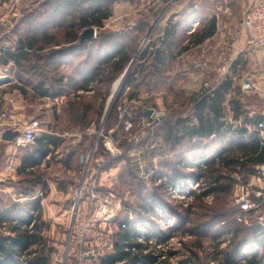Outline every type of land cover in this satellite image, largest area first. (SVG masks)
Segmentation results:
<instances>
[{
    "label": "trees",
    "instance_id": "trees-1",
    "mask_svg": "<svg viewBox=\"0 0 264 264\" xmlns=\"http://www.w3.org/2000/svg\"><path fill=\"white\" fill-rule=\"evenodd\" d=\"M4 1L7 0H0V3ZM115 1L117 0H44L40 4V9L36 10L39 15H46L47 20L45 21H48L49 25L41 30L33 29L34 31H28L27 34L17 37L14 27L11 38L8 36L13 42L14 48H0V66L9 64L14 66L15 70L12 73L15 82L11 83V87L17 90L24 100L42 103L44 99L54 100L69 92H74L72 98H69L64 105L65 113L69 115L70 119L67 126L62 129L63 131L83 133L90 123H94L100 117L108 89L102 90L99 86L103 81L109 83L119 76L130 61L126 44L120 40L112 39L114 34L103 31L101 34L104 39L99 41L88 39L80 42L82 31L88 27H103L104 20L111 15V3ZM160 12L158 9L153 14L156 17ZM196 13L197 10L192 11L182 19H173L172 16L168 19L167 17L168 21L164 24V28L161 26V30L160 28L157 30L160 32L156 35L153 34V38L157 42L159 41L158 47L151 53L153 54V73L159 74L161 68L169 63L171 71L173 62L179 54L187 51L190 47L199 45L215 33L216 19L214 15L206 20L202 17L201 20H198L193 32L185 33L186 29L183 28L188 27L191 21L194 22ZM27 19L22 18L21 21L26 20L25 22L28 23ZM145 24L146 20L140 19L134 24L135 27L137 26L135 29L124 32V35L118 34V36L126 39L127 35L130 34L129 36L133 38L131 34H134L133 36L136 38L137 30ZM56 30H59L60 33L53 32ZM180 33L182 34L180 35ZM95 41L96 44H91ZM80 53H85L83 59L76 60L75 56ZM142 56L149 58V55L146 54ZM42 58L48 63L49 70L47 66L45 67L48 72L40 70ZM133 72L130 71L127 77L125 76L126 85L133 79L131 77ZM23 74L31 76V78L26 79ZM232 80L228 73L208 93L200 95L198 98H192L191 113L182 117H170V120L163 122L162 133L158 131L160 134L158 135L156 132L152 138L155 141L160 139V142L163 139L166 144H170L171 149H203L202 152H193L188 156L183 155L179 158L177 166L184 169L185 162L188 161V166L196 170L193 174L197 179L209 182L207 188L199 192L191 191L192 201L187 203L184 208L189 213L194 205L197 206L199 213L196 217L198 218L189 219L187 217L186 220L181 221L180 217L177 219L176 226L166 227L167 234L164 235L162 231L152 232L151 234L155 236L152 242L151 230H147L148 228L143 225V219L148 214H155L153 211L155 204H159L161 210L165 209L166 205L157 203L156 198L149 197L148 192L142 193L144 186L143 181L140 180L138 184H135L137 191L141 194L138 208L135 209L133 217H129L126 212L123 216L120 215L125 208L118 212L115 217L117 228L112 234L113 243L109 250L100 257V264H165L166 259L163 257L167 255V252L156 249V244H163L176 231H179L181 236L195 237V240L189 245L190 247L185 241L179 240L186 253L185 257L176 264H201L198 251L205 249L202 238L209 235L208 223L210 222L208 220L214 216L225 214V210L216 209L211 216L206 215L204 218V209L207 206L203 204V199L214 194H223L226 197L231 191L233 181L230 174L232 172L241 170L248 173V171H253L254 166L264 164V140L261 139L257 131L248 128V126L253 127L259 118L252 120L244 115L239 100L231 99L229 101L233 104L231 118L234 122L230 123L225 119V95ZM158 87L159 84L154 83L148 90ZM77 90L84 92L78 93ZM89 90L92 92L87 93ZM136 98L137 91H132L126 96L128 101ZM135 113L138 116L145 115V111L142 110H137ZM115 114H117L116 110L113 109V122L106 123V128H114L117 125L115 139H119L122 132L117 124L118 116ZM239 119L242 120V124L236 128V125L233 124ZM137 120H133V122ZM48 128L53 131L51 125H48ZM148 139L147 136L144 141L141 140L133 145L132 140L120 138L118 147L124 151L119 156L109 158L110 165L107 163L106 167H113L121 160L126 163L129 159L127 149H131L132 146L142 148L146 146ZM56 145L55 140L41 134L35 138L32 144L21 147L16 153L20 160L17 167L18 179L8 183L7 186L13 187L21 199L5 202V204L0 201V264H49V254L52 248H46L42 234L48 225L43 220L41 198L34 197V192L39 186L45 195L47 184L41 164L51 153V150L56 148ZM126 171L133 175L130 168L120 172L119 175H124L126 178ZM179 172V175L185 174L183 171ZM115 195L118 194L115 193ZM208 207L211 208V206ZM169 210L168 208L165 211L164 216L171 217V214H175L169 213ZM236 215L233 210V216ZM155 216L158 215L155 214ZM201 217L202 219L198 220ZM234 217L230 218L231 222L235 221ZM189 222L191 227L187 226ZM259 228H254L253 232L255 234L260 232ZM240 229L241 227L234 229V236L227 244L231 245V249L228 251L224 248L219 249L221 240L217 239L218 234L214 233V235L206 237L213 247V250L209 251L206 256L210 257L213 264H264V251L259 254L257 250V246L261 244L257 235L253 239V246H249L250 250L241 252L242 254L250 252V257L245 258L242 263L236 261L241 246L246 242L245 239L239 242L234 241Z\"/></svg>",
    "mask_w": 264,
    "mask_h": 264
},
{
    "label": "rangeland",
    "instance_id": "rangeland-1",
    "mask_svg": "<svg viewBox=\"0 0 264 264\" xmlns=\"http://www.w3.org/2000/svg\"><path fill=\"white\" fill-rule=\"evenodd\" d=\"M43 1L44 0H7L3 3H0V48H14L13 42L9 39L11 38L12 29L14 27L16 31L15 35L17 37L19 35L27 34L28 31L32 32L34 31L33 29L41 30L43 27L49 25L47 23L48 21H45L47 20L45 18L46 15H39L38 10H36L40 7V4ZM175 1H198L202 4H205V7H207L210 3L212 7L211 13H216V16L214 14H210V12L207 11V13H205V15L202 17H205L206 20L211 15L215 16L217 23L216 38L221 37L222 39V41H218L219 43L216 40L209 41L207 42L206 46L194 48L193 53L191 51L189 52L186 61H190V64L187 65L189 68V72L194 73H190L192 75V78L187 77L179 79V77H175L174 75V77L177 78L183 86H185L186 90L183 92V94L178 93V91L172 89L171 82L173 79L170 80V63L162 67L161 72L159 74L153 73V54H151L153 50L158 47L157 45L159 42H157L156 39H154L153 37L154 35H156V33L160 32L157 30L161 27V25L163 26V23L165 24L170 18V5ZM247 1L248 0H172L170 4V0H117L111 3V15L108 19L104 20L103 27H88L93 30L92 36L84 39L80 38V42L88 39H97L96 41H99L100 39H104L102 38L103 35L101 33L103 31H106L107 33L114 34L112 39H116L118 41L120 40L122 43L126 44V48L130 54V61L125 66L122 73L115 79H112L109 83H105L103 81L101 86H99L102 90L107 88L108 91L105 96V103L103 105L101 115L99 118H97L93 125L95 126V128H98L100 126L102 132L104 133L106 130H108L106 128V123L109 124L113 122L112 110H116L117 114L115 115L117 116L119 111L126 110L125 115L130 116L133 123L131 129V136L141 134L140 138L143 141L148 136L149 139L147 140L146 145L151 146L150 149L147 148V146H144L141 149L137 150L127 149V155L129 158L126 162L127 164L125 163V161L121 160L120 162H118L120 163V166L117 163L115 166H113L114 169L110 168L111 166L106 167L107 163H110V160H107L108 162L105 163V171L107 172L106 174L104 173V175L109 176V181H111L112 179H116L115 182L109 185V190H112L114 193H117L118 195H116V199L118 198L119 200H121V208L117 210V212L115 213V217L121 209L123 211V208H125V210L121 212V216L124 215V212L128 213L129 217L134 216V213L136 211L135 209L138 208V204L141 198V194L139 191H137L135 184H138V181L142 180L144 186L142 193L148 192L149 197H155L157 203H165L166 205L165 209L161 210L159 204H155L153 211L158 216H155V214H148L146 215V218L143 219L142 223L148 228L147 230H151L150 234L152 232L158 231H162L164 235L167 234L166 227L176 226L177 219H180V217L181 221L186 220L187 217H189V219L198 218L196 217V215L199 213L197 206L194 205L193 209H191L189 213L186 212L184 208L187 203H190L192 201V196L190 195L191 191L199 192L202 189L207 188L209 182L198 180L196 175L193 174L196 170L188 166V161L185 162L186 167H184V169L179 168L177 166L179 165V158L183 157V155L188 156L189 154H193V152H202L203 149H171L170 144H166L163 139L160 142V139L155 141L152 138L153 134H155L156 132L158 133V135L160 134L158 131L162 133V124L164 121L170 120V117H182L185 116V114L191 113V99L194 95H203L205 91L204 87H206V91H208V88H213V85H215L217 77L223 79L227 76V74L222 71V66L225 67L226 65H231L230 69H234L236 71V73L234 74H229L233 79V90L228 94L227 101L224 103L226 114L225 119L229 121L232 117L231 115L233 114L231 110L233 104L229 102L231 99H238L244 110V115L250 117L252 120L260 118V116L264 113V104L262 100L257 96V94L253 92H246L241 88L246 78L251 77L252 79H256L259 75L258 70L248 71L251 63L245 58L247 56V52L244 51L246 45L245 47H243V40H241V34L243 29L240 21L243 16ZM158 9H160L161 12L155 17L153 13L155 11H158ZM22 18H28V23L25 22L26 20L22 22ZM140 19H145L146 24L142 25L137 30L138 32L136 34V38H134V34H131L133 38L129 36L130 34L126 36V39L124 37L119 38L118 34L124 35V32H130L135 29L137 26L135 27L134 24ZM58 31L59 30L53 32L60 33ZM84 31H82L81 35ZM96 41L91 44H96ZM234 47L238 54H235V56H232L230 58L233 53ZM143 54L149 55V58H147L146 56H142ZM84 55L85 53H80L78 54V56H75V58L76 60L79 58L83 59ZM253 55L256 56L254 61V67L262 66V68H264V52L257 50L253 53ZM72 56H70V58ZM40 62L42 63V67L40 70L48 72L45 68L47 66L48 69L47 61H44L42 58ZM214 62L218 64L219 68V71L217 70L215 77H211V74H206V72L205 74L201 75L195 74L200 71H203V69H207V71H209V67L215 65ZM172 68L171 74L173 73ZM236 69H238V71ZM14 70V66H11V64L7 66H0V73L7 78L9 77L11 83L15 82V78L12 73ZM130 71H134L131 74V77L133 79H131L130 77L131 81L129 82V84L125 85L124 90L118 94V91L121 88L125 76L127 77ZM221 72H223V74H221ZM181 75L184 76L185 74L181 73ZM193 75H195V78L193 77ZM23 77H26V79L31 78V76L25 74H23ZM33 80L34 77L32 78V81ZM204 82L206 84H204ZM154 83L159 84V87L156 88V94L158 95L155 96V98L159 96V98H161L162 100V104L159 106V109L155 104V100L152 99V105L150 106L156 108L155 110L161 113V115L158 117L157 120L147 119L149 125H142L141 123L143 120H141V117H143L144 115L138 116L135 112H137V110L146 111L150 107L146 106V103H142L144 101H147L149 103L150 98H146L145 93L147 94V90L149 89V87L154 85ZM116 85H118L117 89ZM132 91H137V98L134 99L133 102H129L126 99V96ZM77 92L83 93L84 91L77 90ZM90 92H92V90H89V92L87 93ZM73 93L69 92L68 94L57 97L54 100L56 102H51L52 104L57 103L56 105H58V107L55 108V112L52 114L53 110H51V112H49V115L46 118L47 124L51 125L53 128V132H74H63L62 130L67 126L68 121L70 119L69 115L65 113L64 105L69 98H72ZM184 93L191 95L190 97L187 95L186 98H184ZM114 100L115 102L113 107L106 113V107L108 106L107 104L111 103ZM28 101L29 100H25V111L27 113V116L36 115L40 121V127L42 130L44 128V124H42L44 121L40 119V115L42 112L41 109L42 107H44L45 103ZM140 101L141 103L139 105L138 102ZM52 104L51 106H53ZM36 105H39V108H36ZM136 119L138 120L136 122H133V120ZM241 121L242 120L239 119L233 125H236V128H239V126L242 124ZM248 128L249 130H253V127L251 126H248ZM259 135L261 139L264 140V132H262V134L260 133ZM18 150L16 151V153L18 152ZM119 150L122 151V153L124 151V149ZM88 151L89 150H85L82 152V154L83 157H85L87 154L91 153L90 158L92 160L90 161V167H92V165H95V161H97L99 157H97L96 151L95 153L93 152V149L89 152ZM136 151H140L139 156L136 155ZM115 156L116 155H104L101 158L107 159V157L114 158ZM46 161L47 160L42 163V168L46 165ZM85 165L88 170L89 165L86 163ZM59 166L60 165H57L55 162L52 161L50 169L45 170L44 168L43 171L45 173V179L52 180V178L62 177L63 173H61V171L59 170ZM140 166L142 167L140 168ZM107 168H110L109 170H112L109 171L107 170ZM127 168L131 169L134 176L128 174L127 171L126 178H124V175H119L120 172L125 171ZM139 168L141 170H139ZM83 169L84 165H81L79 169H75L73 179L76 182L80 180ZM94 170L95 169L92 167L88 175L90 176V173H94ZM179 171H183V173L187 175H179ZM259 172L260 171L257 170L254 175H252V171H248V173L246 171L241 170L240 172H232L230 174V177L233 181L231 185V191L226 197H224L223 194H214L206 196L203 199V204L207 206L204 209V218H206V215L211 216L213 211L216 209L225 210V214H223L222 216H214L212 217V219L210 218L208 220V222L210 223H208L209 235L207 236H210L211 234L214 235V233L218 234L216 237H218V240H221L219 249L224 248L227 251L230 250L231 245L227 244L228 242H231L232 237L234 236L233 231L234 229L241 227V229L238 231V236L234 241L239 242L245 239L246 242L244 245L241 246V251L236 257V261L238 263H242L245 258L250 257V252H247V254L246 252L244 254H242L241 252L250 250L249 246H253L252 244L255 235H257V238L261 240V244L257 246L259 254L264 251V202L261 204L260 201L257 200L254 195V193L256 192L261 193V188L263 187L260 182L257 181V175ZM109 173L111 174L109 175ZM120 177H122L123 179ZM249 183L251 187L249 191L250 194L248 195V197L250 198V204L254 207L248 210L245 214H243V217H241L239 213V207L235 204V200L237 195L243 190L241 189V186ZM7 185L9 184H5L4 186L0 185L1 203L5 204V202L7 203L21 199L19 197L20 195L15 191V189L13 187H8ZM99 185H101L99 186V192H105L106 187L104 186V182H102V180H100ZM259 185H261V188L259 187ZM199 187H201V189H199ZM73 203L74 196L72 195L71 199L66 203H63L62 205V207L64 208V214H58L57 218L43 217V220L48 225V228L45 229L42 233L46 242V248H52V251L49 254V264H80L78 261V246L76 245L68 247L67 245V226L69 221V210ZM208 206H211V208H209ZM168 208L170 209L169 213H175L173 215L171 214V217L164 216L165 211L168 210ZM233 210L235 215L239 213L235 217L233 216ZM238 216L241 217L240 220H238ZM233 217L235 218V221L231 222L230 218ZM200 219H202V217L198 220ZM187 226L191 227L190 222L187 223ZM256 227H260V232L258 231L255 234L253 231ZM116 228L117 223L114 218L113 221L110 223V231L112 232V234L115 233ZM207 236H203L202 238V241L204 242L203 245L207 252L205 251V249L203 251H198L201 264H213L210 257L206 256L209 251L213 250L209 239L206 238ZM154 237V235H150L152 242L154 241ZM180 239L182 241H185V243L189 246L191 245L192 241L195 240V237L191 235L181 236V233L179 231H176L172 234V237L169 240L165 241L163 244H156V249L167 252V255L163 257L166 259L165 264H176L179 260L185 257L186 250L180 245ZM74 247L77 248L74 249ZM191 248L194 249L193 247ZM83 250L84 249H82V252ZM108 250V247H106L105 249H101L96 260H88L87 262L84 261V263L100 264V257L104 255Z\"/></svg>",
    "mask_w": 264,
    "mask_h": 264
},
{
    "label": "built area",
    "instance_id": "built-area-1",
    "mask_svg": "<svg viewBox=\"0 0 264 264\" xmlns=\"http://www.w3.org/2000/svg\"><path fill=\"white\" fill-rule=\"evenodd\" d=\"M241 26L246 33V49L264 52V0H250L241 19ZM0 78L9 79V77L7 78L1 73ZM241 88L246 92L256 93L264 104V71H259V75L256 79H252L251 77L246 78ZM35 107L39 108V105ZM125 112L126 110H121L118 113V125L122 132L120 138L132 140L133 145H135L141 141V134L131 136L133 123L131 117L126 116ZM160 115L161 113L156 111L155 108H148L145 111V115L141 117V120H143L141 124L149 125L147 119L157 120ZM6 129L18 131V134L10 140L12 149H9L4 165L5 171H12L14 170L16 151L21 147L32 144L35 138L41 133V127L40 121L36 115H29L21 121L7 118L3 113H0V132L2 133ZM253 130L257 131L259 134L264 132V113L253 126ZM86 133L95 135L97 140L100 139L102 141L103 147L109 153L107 155H121L122 151H120L118 147L120 138H113L109 131L103 133L100 126L95 128L94 125H91L86 129ZM150 147L151 146H147L149 149ZM131 149L137 150L140 148L132 146ZM94 151L95 149H93V152ZM136 152V155L139 156L140 151ZM90 157L91 153L87 154L83 159L84 169L79 184L75 187L74 203L69 210V221L67 226V245L68 247L78 246V248L74 247V249H78V261L80 264H85L84 261L96 260L101 249L111 247L113 239L112 232L110 231V223L115 218L117 210L121 208V200L118 198L116 199L115 193L109 190V185L115 182L116 179L109 181L108 175L100 179V175L106 172L105 163L108 162L107 159H103L101 162L95 161V165H92L95 169L94 173H90L89 176L88 173L92 168L90 167V161L92 160ZM85 163L89 165L88 170L87 167H85ZM141 167L142 166H140V168ZM140 168L139 170H141ZM257 170L260 171L257 175V181L260 182L263 187L261 188V185H259L261 193L256 192L254 195L262 204L264 202V164L255 166L252 175H254ZM100 180L104 182V186L106 187V191L103 193L99 192V186H101L99 185ZM250 187V183L242 185L241 189L243 190L237 195L235 200V204L239 207L241 217L254 207L250 204V198L248 197L250 194ZM39 195H41V193ZM239 216L237 217L238 220L241 219ZM82 249H84L83 252Z\"/></svg>",
    "mask_w": 264,
    "mask_h": 264
},
{
    "label": "crops",
    "instance_id": "crops-1",
    "mask_svg": "<svg viewBox=\"0 0 264 264\" xmlns=\"http://www.w3.org/2000/svg\"><path fill=\"white\" fill-rule=\"evenodd\" d=\"M171 1L172 0H170V4H171ZM249 2H250V0L247 1L244 12L246 11L247 6L249 5ZM204 5L205 4H202L198 1H194V2L193 1L192 2L191 1L190 2L175 1L170 5V16H172L173 19H177V18L182 19L185 17L186 14L197 10L196 19L194 20V22L191 21V24L188 27L183 28V29H186L185 33H191L194 31V28H195L194 24H197L198 20H201L202 16H204L205 13H207V11H209L210 14H214L216 16V13H211L212 7H211L210 3L208 4L207 7H205ZM243 15H244V13H243ZM216 25H217V23H216ZM163 26H164V23H163ZM195 26H197V25H195ZM181 34L182 33H180V35ZM241 36H242L241 40H243V43H242L243 47H245L246 33L243 32V30H242ZM212 40H216L217 42L222 41L221 37L216 38V31H215V33L212 36L206 38L202 43H200L197 46L190 47L187 51L182 52L181 54H179L175 58V60L173 62L174 65L172 68V70H173L172 74L173 75L171 74V71H170V80L173 79L171 82L173 90H176V91H178V93L183 94V92L186 90L185 86H183L178 81V79L175 77H179V79L187 78V77L192 78L191 74H194V73L189 72L188 65L190 64V61H186L188 58L189 52L191 51L193 53L194 48H200L202 46H206L207 42L212 41ZM175 42H176V38H175ZM244 51L247 52V56L245 58L247 60H249L251 63L248 71H252V70L264 71L263 70L264 68H262V66L254 67L255 66L254 61H255L256 56L253 55V53L255 51L252 49H246V48H244ZM235 54L237 55L238 52L235 50V47H234L233 53L230 56V58L232 56H235ZM214 63H215V65H212L211 67H209V69H208L209 71H207V69H203V71H200V72L195 73V74L201 75V74H205V72H206V74L210 73L211 77L212 76L215 77V74L217 73V70L219 71V68H218V64L216 62H214ZM202 68H204V67H202ZM207 68H208V66H207ZM230 68H231V65H226L225 67L224 66L221 67L222 71L225 74L236 73V71L234 69H230ZM260 68H262V69H260ZM236 70L238 71V69H236ZM223 72H221V74H223ZM181 73H183L185 75L182 76ZM174 75H175V77H174ZM176 75H179V76H176ZM193 77L195 78V75H193ZM217 78L215 81V85H213V87L216 86L221 80L224 79V78L223 79L218 78V80H217ZM204 84H206V83L204 82ZM204 90H205L204 94L208 93L210 90H212V87L208 88V91H206L207 88L204 87ZM232 90H233V81L231 82L230 88L225 95L224 103L227 101V96L230 92H232ZM156 93H157L156 89L147 90V94L145 93V95H146V98H150V101H149V103L147 101H144L142 104L146 103V106H150V105H152L151 100L154 99L155 104L160 109L159 106L162 104V100H161V98H159V96L155 98V96L158 95ZM187 95L188 94L184 93V98H186ZM190 95H188V96L190 97ZM199 96L194 95L193 98L194 97L198 98ZM54 100L44 99L45 104H44V107H42V109H41L42 112L40 115L41 116L40 119L44 121L42 123V124H44V128H43L44 130L42 129L41 133L39 135L43 134V135L49 136L51 139L55 140L56 144H57L55 146L56 148L52 149L51 153L48 156H46L45 160H47V161H46V165L43 168H45V170L50 169L51 162L53 161L57 165H60L59 170L61 171V173H63V176L60 178H52V180L51 179L46 180L47 190L45 192V195H43L41 187H39V186H37V188L34 192V197H40L41 198L40 204H41L42 216L47 217V218H57L58 214H64V210H63L64 208L62 207L63 203H66L67 201H69L71 199L72 195L74 196L73 193H75L74 192L75 187L77 186V184H79V181L76 182L73 179L74 178L73 174L75 173V169H77V168L79 169V167H81V165H83V161H84L83 159L85 157H83L82 152L85 150L90 151L92 149H95L97 157H99L97 159L98 162H101L103 160L101 158L102 156H104L105 154H109L105 150V148L103 147L102 141L100 139L97 140L95 135L87 134L86 130L83 133H81V132L65 133L64 131H63L64 133H61V132L58 133V132H53L51 128H48L49 124H47L46 118L49 115V112H51V110H53L52 114L54 113V109H52V108L58 107V105H56L57 103L52 104L53 102H56ZM129 102H133V100H131ZM138 103L140 105L141 101ZM51 104L53 106H51ZM25 108H26V103H25L24 98L22 97V95L17 90H15L11 87L10 79L7 83L0 85V113L1 114L3 113L5 115V117L10 118V119L23 121L24 118L27 117V113L25 111ZM149 108H153V107L150 106ZM229 121H230V123L234 122L232 120V118H230ZM93 124L94 123L92 122V123H90L89 126H91ZM116 127H117V125H115L114 128L113 127L109 128L108 130L105 131V133L109 131L110 134L113 136V138H115L116 137V130H115ZM10 130H12V129H10ZM2 133L0 134V184L2 186H4L5 184L15 182L18 179L17 167L19 165L20 160H19V156H17V154H16V157L14 160V170H12V171H7V170L5 171L4 170L5 161L7 159V153L9 152V149H12V147H11L10 141H5L2 139ZM139 148L141 149V147H139ZM95 151H94V153H95ZM81 157H83V158H81ZM45 160H43V162H45ZM107 160H109V158ZM118 165L120 166V163H118ZM41 166H42V164H41ZM110 168H113V167H110ZM110 168H107V170H109ZM111 170H109V171H111ZM106 172H104V173L106 174ZM104 173H102L100 175V179H103L106 176V175H104ZM110 174L111 173H109V175ZM40 193H41V195H39Z\"/></svg>",
    "mask_w": 264,
    "mask_h": 264
},
{
    "label": "water",
    "instance_id": "water-1",
    "mask_svg": "<svg viewBox=\"0 0 264 264\" xmlns=\"http://www.w3.org/2000/svg\"><path fill=\"white\" fill-rule=\"evenodd\" d=\"M92 34H93V30H92L91 28H88V29H86V30L83 32V34L81 35V39L88 38V37L92 36ZM8 81H9V79H5V78L1 79V78H0V85L5 84V83H7ZM125 85H126V82H125V78H124V80H123V82H122V85H121V88H120V90L118 91V94L121 93V92L123 91ZM114 102H115V100L108 104V106L106 107V113H107L109 110H111V108H112L113 105H114ZM106 113H105V114H106ZM17 134H18V131H17V130L6 129V130L2 133V139L5 140V141H10V140H11L13 137H15Z\"/></svg>",
    "mask_w": 264,
    "mask_h": 264
},
{
    "label": "bare ground",
    "instance_id": "bare-ground-1",
    "mask_svg": "<svg viewBox=\"0 0 264 264\" xmlns=\"http://www.w3.org/2000/svg\"><path fill=\"white\" fill-rule=\"evenodd\" d=\"M195 25H197V24H194V26H195ZM117 83H118V82H117ZM119 84H120V83H119ZM117 86H118V85H116V89H117ZM119 88H120V87H119ZM114 92H115V91H114ZM116 93H117V92H116ZM113 94H114V93H113Z\"/></svg>",
    "mask_w": 264,
    "mask_h": 264
}]
</instances>
